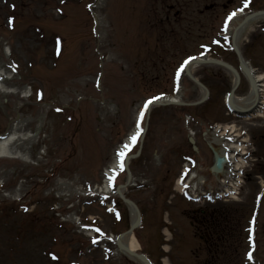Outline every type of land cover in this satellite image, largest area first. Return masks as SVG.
Returning a JSON list of instances; mask_svg holds the SVG:
<instances>
[{"label": "rangeland", "instance_id": "374dc122", "mask_svg": "<svg viewBox=\"0 0 264 264\" xmlns=\"http://www.w3.org/2000/svg\"><path fill=\"white\" fill-rule=\"evenodd\" d=\"M252 2L0 0V139L14 131L9 149L23 157H0V264H138L115 243L131 226V210L116 194L128 175L121 172L109 193L105 176L143 104L164 95L180 104L152 107L143 142L136 138L130 152L140 150L125 191L142 215L139 251L153 264H264L263 121L228 115L233 76L223 67L198 65L179 89L173 79L185 58L202 53L237 67L221 28L229 12ZM254 3L264 8V0ZM239 45L264 72V21ZM193 78L209 86L202 105L192 106L203 96ZM247 90L243 78L235 95ZM214 123L249 130L255 152L246 185L234 201L187 202L176 180L188 160L204 180L199 192L220 186L204 138ZM210 217L237 222L233 251L206 241Z\"/></svg>", "mask_w": 264, "mask_h": 264}, {"label": "bare ground", "instance_id": "6f19581e", "mask_svg": "<svg viewBox=\"0 0 264 264\" xmlns=\"http://www.w3.org/2000/svg\"><path fill=\"white\" fill-rule=\"evenodd\" d=\"M242 17H237L236 19H234L233 23L238 24L239 22H241ZM264 19V14L261 15H254L253 17L250 18V20L248 22H242L238 25L237 28L234 29V35H233V40L234 43L237 45L240 43L241 38L243 37L244 33L249 29V27H251V25L255 22H258L259 20ZM208 60H197V62H192L188 69L186 70V73L190 75V70L196 66H198V64L201 63H205ZM209 62V61H208ZM239 81V78H236V82ZM28 90H24L25 93H27ZM249 100H242L238 97H234L231 99V104L232 106L240 111H243L246 109V106L249 105L247 103ZM161 104L163 105H178V103L180 102L178 98H172V97H165L163 99H161ZM155 106H159V104H155ZM154 107V106H153ZM16 139V133L13 131L8 138H4V139H0V157H10V158H19V159H23V157L21 156V151L18 149H9V146L13 143V141ZM218 142V141H217ZM130 144V141L126 142V145L128 146ZM116 169V165H113L112 169L109 170L108 172V176L111 177L113 176V172ZM108 177V178H109ZM199 178V176H198ZM199 180V179H198ZM200 181L202 182V178H200ZM108 185V184H107ZM108 188V187H107ZM139 219V215L137 214V212L135 210H131V224L135 223L137 220ZM121 243L126 246L130 252L135 253L138 252L141 248V245L139 243V241L137 240V238L135 237V235H126L122 240ZM168 251V249H167ZM124 255L128 256L130 259H132L134 262L138 263V264H147L146 262H142L140 260H138L137 258L131 256L132 254L127 253V252H122Z\"/></svg>", "mask_w": 264, "mask_h": 264}, {"label": "water", "instance_id": "95a60500", "mask_svg": "<svg viewBox=\"0 0 264 264\" xmlns=\"http://www.w3.org/2000/svg\"><path fill=\"white\" fill-rule=\"evenodd\" d=\"M191 142L193 143V140H191ZM215 160H216V163H215L214 167L212 168V171L213 172H221L223 170V166H224V164L226 162V158L223 157V156H220L219 154H217L215 152ZM126 202L128 204H130L131 206L137 208L136 205L133 202H131L129 200H126ZM135 227L136 226H133L131 228L130 232H132ZM121 247L124 248L125 250H127L124 246L121 245ZM134 256H136L137 258H140V259H145V256H143L141 254H134Z\"/></svg>", "mask_w": 264, "mask_h": 264}, {"label": "snow or ice", "instance_id": "6c2138e0", "mask_svg": "<svg viewBox=\"0 0 264 264\" xmlns=\"http://www.w3.org/2000/svg\"><path fill=\"white\" fill-rule=\"evenodd\" d=\"M248 6V4L246 3L245 4V7H247ZM243 9H241V11H242ZM232 16H235V13H233L232 14ZM232 17L230 16L229 17V19H231ZM194 59V58H193ZM187 63H189V61H185V64H187ZM180 71H183V68H181L180 69ZM158 99V98H157ZM152 103V101L150 100V101H148L147 102V104L145 105V108H147V106H148V104H151ZM141 119H143V113L141 114ZM136 136H133V141H135L136 140ZM127 147V146H126ZM124 155H125V153L124 152H121V153H119V156H120V164H119V166H120V169L121 170H123V167H124V163H123V157H124ZM109 180L110 181H114L115 180V176H111V177H109ZM97 231H99V229H97ZM97 241L96 240H93V243H96ZM250 258H251V256H250Z\"/></svg>", "mask_w": 264, "mask_h": 264}, {"label": "trees", "instance_id": "16d2710c", "mask_svg": "<svg viewBox=\"0 0 264 264\" xmlns=\"http://www.w3.org/2000/svg\"><path fill=\"white\" fill-rule=\"evenodd\" d=\"M219 220H220V219H219ZM222 221H223V220H222ZM227 221H233V222L235 223V220H227ZM234 226H235V224H234L233 226H232V225H231V226H230V225H229V226L226 225V226L223 227V229H228V230H229L230 227H231V229H233ZM228 230H227V231H226V230H225V231L223 230L224 233H223V232H218L217 235H216V236H217V239H218V242H219L221 245H224V243H226V241H227V239H228V237H229V235H230V231H228ZM220 244H219V245H220ZM216 252L218 253V249H217Z\"/></svg>", "mask_w": 264, "mask_h": 264}]
</instances>
